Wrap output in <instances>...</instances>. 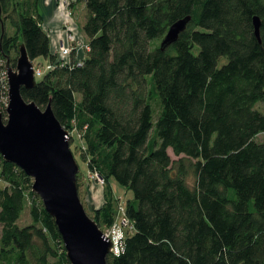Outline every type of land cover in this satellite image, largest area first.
<instances>
[{
	"label": "trees",
	"instance_id": "16d2710c",
	"mask_svg": "<svg viewBox=\"0 0 264 264\" xmlns=\"http://www.w3.org/2000/svg\"><path fill=\"white\" fill-rule=\"evenodd\" d=\"M77 3L86 5V58L78 64L75 48L70 64L22 93L42 108L51 102L76 133L70 141L85 146L105 184L93 217L101 228L119 221V209L130 221L108 264H264V0H70L73 12ZM43 23L39 0H0V56L16 67L24 42L31 59L54 63ZM0 178V264H72L32 177L0 154ZM114 181L133 191L125 206ZM27 197L33 222L20 226Z\"/></svg>",
	"mask_w": 264,
	"mask_h": 264
},
{
	"label": "water",
	"instance_id": "95a60500",
	"mask_svg": "<svg viewBox=\"0 0 264 264\" xmlns=\"http://www.w3.org/2000/svg\"><path fill=\"white\" fill-rule=\"evenodd\" d=\"M190 20L187 15L171 25L161 41L162 50L175 43ZM254 26L262 41L259 16H255ZM18 49L16 67L7 59L9 103L4 110L0 105V154L32 177V190L55 218L71 263L108 264L113 239L81 201L77 179L81 168L70 145L71 132L60 122L51 102L42 108L24 97L23 87L34 88L38 81L35 61L25 43Z\"/></svg>",
	"mask_w": 264,
	"mask_h": 264
},
{
	"label": "rangeland",
	"instance_id": "374dc122",
	"mask_svg": "<svg viewBox=\"0 0 264 264\" xmlns=\"http://www.w3.org/2000/svg\"><path fill=\"white\" fill-rule=\"evenodd\" d=\"M64 1H66V0H64ZM67 1L70 2V0H67ZM66 5L68 6V4H66ZM61 8H62V12L63 13L64 12L68 13V11H69V9H67L68 7H65L63 5V7H61ZM81 9H82V7L75 8L74 12L72 10L73 14H72L71 19L66 20L64 18V20H63V23H62L63 24V30L66 31V33L68 35V42H69V37L71 36V35H69V31H68L69 27L72 26L73 30H74V34L77 35L76 34V32H77L76 31L77 30L76 27H77L78 24H76V20L78 22H82V20H83L84 12ZM85 12H86V9H85ZM75 18H76V20H75ZM8 27H9L10 33H13L14 32V28L11 27V25H9ZM84 40L85 39L83 37H79L77 35V39H76L75 45L77 44L76 45L77 47H78V45H80V47H82L86 43ZM157 42L160 43V39ZM62 43H64V42H62ZM0 57H2V56H0ZM2 59L4 60L3 63L5 64L7 59L3 58V57H2ZM45 60L42 57H38L35 60V65L37 67L43 65L42 67H44L47 64V62ZM226 61H227V57L226 56H222L221 59L219 60V66L221 67L223 64L226 63ZM7 62H8V60H7ZM46 72H47V70H46ZM159 100H160V98H158V97L152 100L153 101L154 120H155V122L157 121V117L159 115V111L161 110L160 109V101ZM256 105H257L256 108H258L260 111H262L264 113V99L259 100ZM71 134L75 135L76 133L75 132H71ZM152 134H153V132H152ZM256 138L261 140V141H264V133L258 134V136ZM71 142H70V145L72 146V150L74 152V155L77 158V161L79 163V167L81 168L80 172H79V177L77 178L79 180L78 190H79L80 198H81V201L84 202L87 212H89V214L92 217H95L94 209L96 207L102 206L105 203V196H104V194H105V189H104L105 184H104L103 180L94 177L93 172H91V169L88 168V164L85 161L84 157L81 156L82 152H84L83 149L85 148L83 143L80 142L79 139L74 140L72 142V144H71ZM168 152L171 154L172 159H174V160H178L179 158H181V156H178L176 153L173 152L172 148H169ZM195 180H196V175L194 174V172H191V175L188 178L189 184L191 186H194L193 184L195 183ZM5 183L6 182H4L0 178V187H4ZM113 187H114V189H116L115 190V195L119 196V198L121 200V205L125 206L126 203H127V199L133 197L132 189L122 187L121 185H119L117 183V181L113 182ZM25 204H26L25 208L22 211L21 217L18 220V223H19L20 226H27V225H29L30 223L33 222V217L31 215V204L32 203H31L30 197H27V199L25 201ZM117 206L119 207V202L117 203ZM119 211H120V213H119V221L121 222L122 221V217L124 216V211H122L120 209H119ZM114 226L106 227V228L103 227V228H105L104 231L107 232L108 230L114 229ZM2 228L3 227L0 224V237H1V233H2ZM131 230H132L131 227L123 228L122 232L125 233V235L127 233L129 235L130 233H132ZM119 233H120V231H119ZM120 235H122V233H120ZM0 242H1V238H0Z\"/></svg>",
	"mask_w": 264,
	"mask_h": 264
},
{
	"label": "built area",
	"instance_id": "2783aa9c",
	"mask_svg": "<svg viewBox=\"0 0 264 264\" xmlns=\"http://www.w3.org/2000/svg\"><path fill=\"white\" fill-rule=\"evenodd\" d=\"M66 4H68V6ZM69 4L70 2H68L67 0L64 1L63 3V5L65 7H68L67 9H69L68 13L64 12L65 13L64 18L66 20L71 19L72 14H73L71 8L69 7ZM68 31H69V35H71L69 37V42H65L60 45V49L57 55L58 59L54 63H47L44 67H42L43 65L38 66V67L34 65L37 77L43 75L46 72V70L48 71L50 69H54L57 63H61L62 65L71 63V54L73 50L77 47L76 46L77 44L75 45L77 35L74 34V30L72 26L69 27ZM3 62L4 60L2 59V57H0V105L3 107V109H5L9 103V93L8 92H9L10 84L8 82L7 61L5 64ZM78 64H82V61L78 60ZM93 175L94 177L99 178L103 180L104 182V179L99 176L97 171H93ZM129 227H131V223L124 215L122 217L121 222L117 220V223L114 226V229L108 230L107 232L104 231L106 234H109L113 239L114 248L112 252L119 254L121 247L123 245L122 244L123 239L125 237V233L122 232V229L129 228ZM119 231L120 233H122V235H120Z\"/></svg>",
	"mask_w": 264,
	"mask_h": 264
},
{
	"label": "crops",
	"instance_id": "0c3cea01",
	"mask_svg": "<svg viewBox=\"0 0 264 264\" xmlns=\"http://www.w3.org/2000/svg\"><path fill=\"white\" fill-rule=\"evenodd\" d=\"M64 0H39V10L41 14H43L44 18V23L43 25L45 26V29L48 32V35L51 37V51L52 53H56L60 49V45L62 42H68V35L66 31L63 30V20H64V14L62 12ZM77 7H82V11L84 12L83 14V20L82 22H78L76 20V34L79 37H83L85 40V44L80 47H76L75 54L74 56L76 57V60L83 61L86 58L87 54V36L83 32V25L85 24V19H86V14L85 12L86 5L85 3H77L75 5V8ZM74 8V10H75ZM45 60V59H44ZM46 61V60H45Z\"/></svg>",
	"mask_w": 264,
	"mask_h": 264
}]
</instances>
